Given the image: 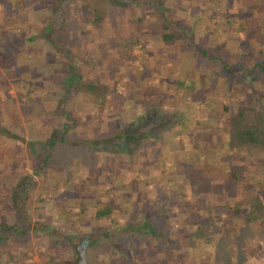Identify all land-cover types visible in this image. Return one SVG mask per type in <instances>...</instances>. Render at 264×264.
Listing matches in <instances>:
<instances>
[{
    "label": "rangeland",
    "instance_id": "1",
    "mask_svg": "<svg viewBox=\"0 0 264 264\" xmlns=\"http://www.w3.org/2000/svg\"><path fill=\"white\" fill-rule=\"evenodd\" d=\"M132 1L141 5L149 1L150 7L147 10H142V6L134 5L130 1L129 3L132 5H127L128 7L106 3L104 9H107L108 14L103 19L102 28L95 27L92 32L82 36L78 42L80 44L76 53L79 54L81 61L87 62L89 58L95 57L96 48L108 47L105 50L107 52L111 43L122 40L128 35L134 36L135 33H140L143 42L141 41L133 48V54L138 57L136 60L122 65L119 71L115 73L105 68L97 70V74L106 77L109 82L115 83L114 87L119 94L126 93V83L129 80L133 81L134 84L137 83L138 88L152 86L153 88H149L152 89L150 92H154V89L162 84H169V87L173 89L178 77L182 78L191 73L192 65L194 67L192 64L193 53L187 50L180 52L173 46L168 47V45L163 44L159 39L163 30L162 24L165 21L163 19L164 13L171 10H167L163 1ZM152 2H155L156 7L158 6L156 3L162 7L158 8L159 12L153 8L155 6H152ZM163 10L165 11L162 13ZM144 14L146 15L144 22L138 20L137 17ZM76 16L77 13H73V17ZM166 16L168 17L167 14ZM213 18L216 19L214 16ZM183 20L169 19L173 29L177 31L186 30L187 34L195 37L198 44L207 47L211 54L216 52L217 56L228 61L232 68L231 80L226 81L228 79L223 76H219L216 80L217 91H215L214 83L208 76L212 67L204 68L205 64L201 63L200 73L194 76L197 87L205 85L208 88V90L203 91L200 99L194 102V120L203 129V139L209 138L208 144L203 145L202 150L191 147L186 149L183 148L182 137L179 136L168 142L166 146L158 142L151 146L150 142L147 141L132 156H112L111 154L109 156L100 152L94 153L88 149L85 151L86 155L93 153V160L87 166L89 168L79 164V161L75 162L74 159H68L64 164L69 171L66 172L52 165L42 167L43 163L33 154L28 144L19 143L14 139H7L0 135V219H4L9 224L14 222L15 209L11 196L13 192L18 191L20 181L26 174L28 175L27 179H30L32 183L27 192V209L31 221L42 220L49 215L51 222L61 229L68 225L65 224L66 218L72 222L68 226H80L83 229L97 226L99 222L91 218L95 209L93 205L94 196L101 192V201H103L107 198L104 193L116 185L117 189H114L110 196L123 200L125 194H131L132 200L141 203L140 208L135 210L139 213L137 217L141 214L142 204L148 205L152 209H160L169 205L171 217L174 220L168 222L172 239H170L171 242L168 246L171 249L169 252L171 261L174 264H196L197 262L198 264H213L216 258L218 259L224 254L231 257L233 264H264V219L262 222L257 220L251 224L253 230L250 232L255 233L253 237L249 238L248 232L246 236L243 233L245 229L243 228L244 216L248 213L251 203L257 198L263 200L261 203L264 206V179L250 178V170L247 165L241 168L240 173L238 172L239 169L234 167L240 163L235 161L236 159L233 160L232 156L244 148L236 144L230 145L227 118H224L227 123L218 118L222 114V105L228 102L236 106L253 103L256 100V93L254 94L252 89L257 88L264 94V72H255L254 75L257 78H253V80L251 75L247 78V74H244L246 65L250 68L254 63L259 62L264 55H259V48L254 53L251 51L246 54L240 53V49L246 46V41L238 38V34L241 35L242 22L235 21L226 27L223 24L210 23L205 20L203 28L197 26L196 29H193L194 22L191 20H194V17L183 18ZM66 31L62 28L60 34H67L68 31ZM261 32H263L262 29ZM234 35L237 39L229 37ZM83 38L84 40H81ZM259 38H264V34L261 33ZM262 42L264 41L262 40ZM259 44L260 48L263 49L264 45ZM37 45L41 47V44ZM41 48L45 49V46ZM43 53L45 54L46 50H43ZM110 53L113 55L109 61L114 63L120 53L112 49ZM44 57L47 58V56L40 55L28 58L30 63L34 62L35 64L31 66H34L31 71L33 79L32 83H29L28 80L29 85L26 86L19 81L14 83L15 81L12 79H8L6 83L0 81V125L22 135L26 141L38 142L48 138L52 132L51 128L43 127L44 124L38 121L36 115L33 114V109L29 110L32 106L28 107V105L33 99L38 103H43L42 109L47 116L50 127L59 121L57 115L47 114L52 110V101L55 99L54 96L51 100L53 95H49L48 90L51 91L56 82L50 79L51 76L58 74L63 77L61 75L63 72H59V67L58 70H54L52 62ZM242 62H245L243 67L240 66ZM108 65L111 66V63L109 62ZM85 66L88 73L94 69L91 64ZM41 67H44L42 74L46 73L48 76V79L44 80L42 84L39 82L42 81V78L34 76V73L37 75V70ZM222 85H225L224 90L220 92L219 89ZM206 94L210 95L211 99H206ZM183 97L178 92V98L174 102L164 95H161L159 100L146 98V102L150 104L156 102L163 110L169 112L172 111L175 102L181 108L179 110H183L182 107H185ZM80 99L81 96L78 95L70 101V107L72 111L74 109L77 121V127L69 134L70 138L111 136L124 123H134L136 118L147 110L145 103L130 106L128 103L131 101L128 98L122 101L117 98L116 105L110 106L108 113L106 112L107 109L103 113H99V111L94 112L95 108L92 109L90 104L84 103ZM185 99L187 101L192 100L193 96L188 95ZM260 99L257 100L261 102L262 99ZM38 108L39 106L37 112L39 111ZM98 109L101 111L102 107ZM256 109L258 120L264 128V112L259 104H257ZM89 115H92V118ZM185 131L189 133L194 129L189 127ZM37 146L39 147V145ZM262 149L260 152H256V150L253 152L257 155L259 153L264 154V147ZM37 150L41 152L40 149L37 148ZM241 153L245 154L244 151ZM204 155H212V162L209 165H206L201 158ZM105 156L107 161L104 163L103 158ZM221 162L224 164L221 165ZM181 164H183L182 167ZM253 165H255L253 175L263 178V164L254 163ZM108 170H112L109 176L106 174ZM90 172L95 173L90 174ZM68 173L72 174L71 180L76 184L74 190L81 197L79 203L77 202V195L76 197L72 195L73 192H70V188L66 185ZM240 175H245L246 179H240L238 177ZM84 183L92 186L90 191L81 190ZM82 199L84 204L88 206V212L85 214L80 212L79 205H81ZM143 201L144 203H142ZM236 205L243 210L238 222L223 226L218 220L214 222L215 226L212 228L206 225V234H203V231L202 235L198 233L204 229L202 226L204 218H215L214 215L218 213L224 217ZM96 206L100 208L102 204H96ZM121 209L116 204L114 215H118L119 222L124 221L130 215V212L127 213V210L120 211ZM206 209L211 216H208ZM200 226L201 230H199ZM224 228L232 229L231 234L236 238L227 237L223 239V236L230 232L226 230L225 233ZM237 229L240 232L235 231ZM30 230L28 229V231ZM220 233H223V236H221V241L219 239L217 241ZM46 243L47 239L44 235L35 234L32 231L28 238L20 239L12 247H17L18 250L23 251L24 258L28 259L29 262L47 264L48 248ZM156 243L153 242V245L158 247ZM145 244L150 246L149 243ZM145 244L144 242L139 243L140 249ZM196 247L198 251H196ZM208 251L211 252L210 256L205 261L200 260L209 255L207 254ZM2 254L1 261L8 257L7 251H3ZM143 258L139 257L138 260L142 259L143 262H146L147 258ZM111 261L115 264L124 262L118 259Z\"/></svg>",
    "mask_w": 264,
    "mask_h": 264
},
{
    "label": "trees",
    "instance_id": "2",
    "mask_svg": "<svg viewBox=\"0 0 264 264\" xmlns=\"http://www.w3.org/2000/svg\"><path fill=\"white\" fill-rule=\"evenodd\" d=\"M108 1L109 0H73V2L66 1L62 8L60 6L58 8L52 7L53 14L58 16V19H56L57 17L55 19L51 18L48 26L49 32L45 34L42 33L41 39L33 40V42L42 41L48 45L52 53L53 66L59 67V72H63V74L60 73L63 77H60L58 74L51 76L50 79L56 82L53 84L54 90H48V94L51 96L53 95L51 100H53L54 96L55 99L52 101V110L47 114L57 115L59 121L57 124L50 127L47 116L42 109L43 103H38L33 99L30 105H28V107L32 106L29 110H34L33 114L36 115L35 117L38 118L40 123L44 124L43 127L51 128L52 132L49 137L38 142L26 141L25 137L13 132L3 125H0V135L7 139H14L19 143L28 144L33 154L43 163V166L41 165L42 167L52 165L53 167H59V169L69 172L66 165H64L68 159H74L75 162L79 161V164L84 167L89 166L93 160V153H91V155H86L85 151L88 149L94 153L100 152L108 154L109 156L110 154L112 156H132L135 155L147 141L150 142L151 146L153 143L157 144V142L166 146L168 142L173 141L174 138L179 136L182 137L183 148L186 149L191 147L192 149L202 150V146L208 144L209 138L203 139V129L200 128V125L194 120V102L200 99L204 93L203 91L208 90V88L207 86L205 87V85L197 87L194 76L200 73L199 67L201 63L205 64L204 68L212 67V71L208 73V76L214 83L213 85L215 87H212L217 91L216 80L219 76L228 79L226 81L231 80L230 78L233 75L231 64L221 56H217L216 52L211 54L207 47H202L198 44L195 37L187 34L186 30L177 31L173 29L165 12L163 18L165 21L162 24L163 30L159 39L163 44L168 45V47L173 46L180 52L183 50H187L188 52L192 51V64H194V67L192 65L191 73L182 78L178 77L173 85V89L169 87V84H162L157 86L154 92H150L152 89L149 88H153L152 86L138 88L137 83L134 84L133 81L129 80L128 83H126V93H117L116 87H114L115 83L109 82L106 77L97 74V70L107 68L108 71L115 73L119 71L122 65L136 60L138 57L133 54V48L141 43V41L143 42L140 33H135L134 36L128 35L122 40L111 43L109 51L107 52L105 50H107L108 47L101 48L100 46L96 48L95 57L89 58L87 62L81 61L79 54L76 53L80 44L78 42L82 36L92 32L95 27L102 28L103 19L106 17V14H108L104 6H106ZM112 1L114 5L120 7H128L132 4L138 5L139 7L142 6V10H147L150 7L149 1H146L143 5L139 3L135 4L132 0ZM129 1L132 4H130ZM156 4L158 5L157 7L155 2H152V6H155L153 8L159 12L158 8L162 7H160L158 3ZM164 11L165 10H163L162 13ZM73 13H77V16L73 17ZM145 16L144 14L137 18L144 22ZM60 28H64L68 33H59L58 35V32H61ZM79 33L82 34L80 37ZM81 40H84V38ZM141 46L143 47L142 44ZM111 49L120 53L117 57V61L114 63L109 61L111 55H113V53H110ZM99 53L100 55H98ZM109 62L111 66L108 65ZM90 64L94 66V69L91 73H88L87 69H85V65ZM240 66L243 67V64H240ZM257 71L264 72V56L250 68L247 66L246 69H244V74H247V78L251 75L253 80V78H257V76L254 75ZM43 72V70H40L37 75L34 73V76L42 78V81L48 79L45 73L42 74ZM60 80L61 83H59ZM224 86L225 85H222L220 87V92L224 90ZM252 91H254V94L256 93V100L253 103L236 106L228 102L222 105V114L218 116L220 121L223 122H226L224 118H227V122L229 123L228 131L230 132V145H240L247 154L248 152L253 153L255 150L256 152H260L264 147V128L258 120V113L256 111L257 104H259L264 112V102H262L264 94L257 88L255 90L252 89ZM178 92L181 93L182 97L184 96L182 98L185 104V107H182L183 110H179L181 108L178 107V103L176 102L173 103V112L163 110L156 102H151V104L146 102V98H157V100H159L161 95H164L174 102L178 98ZM78 95L81 96L80 101L90 104L92 109L95 108L94 112L99 111V113H103L107 109L106 112L108 113L110 111L109 107L116 105L117 98H120L121 101L128 98V100L131 101L128 103L130 106H134L138 103H145L147 110L139 115L134 123H124V125L111 136L70 138L69 134L77 127L76 116L74 109L72 111L70 107V101ZM188 95H192L193 99L187 101L185 97ZM206 96V99H211L210 95L206 94ZM257 99H260L261 102ZM38 106L39 111L37 112ZM99 107H102L101 111L98 109ZM192 111L193 113H191ZM89 117L92 118V115H89ZM189 127H192L194 131L186 133L185 130H188ZM37 145H39V147ZM37 148L40 149L41 152H38ZM103 160L105 163L107 157L105 156ZM182 165L183 164H181V167ZM93 173L90 172V174ZM111 173L112 170H108L106 174L109 176ZM71 175L70 173L67 174L66 185L70 188L69 191L73 192L71 194L76 197L77 193L74 190L76 184L71 180ZM31 186L32 183L30 179H21L18 191L15 193L12 191L11 200L15 209L14 222L9 224L4 221V219H0V264H37L29 262L28 259L26 260L23 256V251L18 250L17 247H12L15 242H19L20 239L28 238L32 231L35 234L44 235L47 239V264H115L111 261L114 259L124 261L119 264H174V262L171 261L169 255L171 249L168 246L172 240L168 222L174 220L171 217L169 205L160 209H152L148 205L144 206L142 204L141 214L137 217L139 213L135 212V210L140 208L139 205L141 203L132 200L131 194L129 193L123 196V200L111 197L110 193L114 189H117L115 185V187H111L104 193L107 196L105 200L101 201V192L94 196L93 205L95 209L93 217L91 218L99 222L97 226H93L89 229H83L80 226H68L69 223L71 224L72 222L68 221L66 218L65 224L68 225L66 228L61 229L51 222L49 215L42 220L38 219L33 222L31 221L27 209V192ZM91 188L92 186L84 183L81 190L88 192ZM80 198L81 197L77 195L78 203ZM262 201L263 200L256 198L251 203L248 213L245 214V222L243 224V228H245L243 232L244 236H246L248 232V237H253L255 233L250 232V230H253L251 224L257 220L263 221L264 206L261 203ZM142 203H144V201ZM96 204H102V207L97 208ZM116 204L119 205V208H122L120 211L127 210V213L130 212L129 217L122 222H119L118 215H114ZM79 206L81 213L84 212L85 214L88 212V206L84 204L83 199ZM232 208L233 209L228 211L224 217H222V214L218 213L214 215L215 218H204L202 224L204 229L201 230L200 226L199 230H201V232L198 231V233L202 235L203 231V234H206V225L212 228L215 226L214 222L218 220L223 226L224 224L229 226L238 222V218H241L240 214L243 210H241L238 205ZM205 211H207V209ZM208 216H211L209 212ZM28 229L31 230L28 231ZM234 229L236 228L234 227ZM226 230L230 232L226 233ZM224 231L226 235L223 236V233L218 234L217 241L218 239L221 241V236H223V239L227 237L236 238V236H232L231 234L233 231L232 229L224 228ZM235 231L240 232L238 229ZM142 242H144V244L149 243L150 246L145 244V246L140 249L139 243L141 244ZM153 242H157L156 244H158V247H156L157 245L154 246ZM195 249L198 251L197 247ZM3 251H7L8 257L1 261ZM207 254L209 255L206 258L200 260L205 261L210 256L211 252L208 251ZM139 257H144L143 259L147 258L146 262H143L142 259L138 260ZM222 263L233 264L231 257L226 254L220 256L218 259L216 258L213 264ZM196 264H198V262Z\"/></svg>",
    "mask_w": 264,
    "mask_h": 264
},
{
    "label": "crops",
    "instance_id": "3",
    "mask_svg": "<svg viewBox=\"0 0 264 264\" xmlns=\"http://www.w3.org/2000/svg\"><path fill=\"white\" fill-rule=\"evenodd\" d=\"M66 1L73 2V0H0V81L6 83L8 79H12L15 81L14 83L19 81L27 86L29 85L28 80L29 83H32L33 73L31 71L34 66H31L35 65L34 62L30 63L28 58L37 55L47 56L50 62H53V58L51 57L52 53L48 45L42 41L33 42V40L42 37V33L45 34L49 32L48 26L51 18L55 19L57 17L56 19H58V16L53 14L52 7L58 8L60 6L62 8ZM156 1H163L167 6V10L171 9L166 12L169 19L178 18L180 21H184L183 18L194 17V20H191V22H194L193 29H196L197 26L203 28L205 26V20L210 23H220L226 27L235 21L242 22V31H240L241 35L238 34V38H242L243 41H246V46L240 49V53L246 54L248 52L250 53V51L254 53V51L257 52L259 48V55H264V48L261 49L259 44L261 43L264 45V42H262L264 38H259L261 33L264 34V0ZM108 2L111 4L113 3L112 0ZM213 16L216 17V19L213 18ZM238 18H240L241 21L240 19L238 20ZM261 29L263 32L260 33ZM59 33L60 32H58V35ZM229 37L237 39L236 35ZM252 40L254 41L253 43ZM37 44H41V47L45 46V49L39 47ZM42 49L46 50L45 54ZM242 64L245 65V62H242ZM247 66L248 65H246V67ZM53 68L54 70H58L56 66H53ZM40 70L44 71V67L39 68L37 72ZM27 74H29V76H26ZM39 82L42 84L44 80ZM241 152H243V150L234 153L232 156V158H234L233 160L236 159L235 161H239L240 163L234 166L236 169H239L238 172L240 173L241 168L247 165L250 170V178L264 179V173L262 175L263 178L253 175L255 170L254 163L257 165L262 163L264 166V154L259 153L257 155L254 152L242 154ZM211 157L212 155H204L201 158L205 161L204 163L206 165H209V163L212 162ZM220 164L222 165L224 163L221 162ZM238 177L240 179H246L245 175H240ZM27 178L28 175L26 174L22 179Z\"/></svg>",
    "mask_w": 264,
    "mask_h": 264
}]
</instances>
